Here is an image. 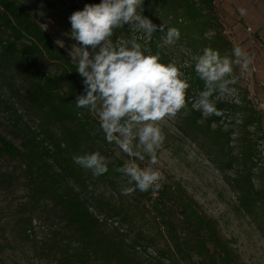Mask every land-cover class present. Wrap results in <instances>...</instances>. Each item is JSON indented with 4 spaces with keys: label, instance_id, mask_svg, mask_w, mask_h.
<instances>
[{
    "label": "trees",
    "instance_id": "trees-1",
    "mask_svg": "<svg viewBox=\"0 0 264 264\" xmlns=\"http://www.w3.org/2000/svg\"><path fill=\"white\" fill-rule=\"evenodd\" d=\"M144 2L149 10H161L176 22L185 17L197 23L211 18L208 14L215 9L214 0ZM48 64L57 72L46 73ZM0 76L8 86L6 108L14 113L12 137L0 132V191L19 184L25 189L24 201L7 211V219L17 221L19 239L35 260L148 264L138 249L147 251L155 245L168 261L237 264L217 223L176 194L173 186L164 182L157 191L136 190L123 196L118 187L128 185L116 171L122 164L110 163L109 171L97 177L73 161L74 155L96 151L107 157L92 124H99V119L88 109L76 108L77 96L86 94L83 78L18 0H0ZM154 192L158 197L152 204L153 219L161 221L156 235L144 228L150 210L147 200ZM174 208L179 210V222L171 212ZM34 222L43 236H37ZM0 264L7 263L0 259Z\"/></svg>",
    "mask_w": 264,
    "mask_h": 264
},
{
    "label": "rangeland",
    "instance_id": "rangeland-1",
    "mask_svg": "<svg viewBox=\"0 0 264 264\" xmlns=\"http://www.w3.org/2000/svg\"><path fill=\"white\" fill-rule=\"evenodd\" d=\"M18 1L40 25L47 26L43 29L54 43L57 40L64 42V47L55 44L71 62L68 51L77 42L70 35H65L71 32L70 16L88 4L102 2ZM214 3L213 14H208L211 18L198 19L197 23H191L185 17H180L177 22L169 16L166 18L161 10H149L144 0L138 9L158 26L151 37L139 38L141 43L147 41L153 54L167 27L180 31V39L175 45L160 50L161 62L167 64L175 60L185 76L190 77L187 92L190 108L204 87L195 73L190 59L192 55L202 54L205 48H211L221 57L231 56L233 47L240 46L253 58L244 74L234 66L236 83L231 85V94L216 99L219 115L204 116L199 109H193L190 116L180 115L161 124L165 140L158 150V163L154 167L163 177L161 183L173 186L176 194L188 200L201 215L217 223L220 234L236 254L237 264H264V0H214ZM241 8L246 10V15L240 14ZM163 24L166 27L161 33L159 26ZM200 24L207 26L201 29ZM129 38V30L125 26L115 30L112 40ZM47 66L46 73L57 72L56 66ZM4 83L0 76V132L12 137L10 129L14 113L6 108L9 96L8 86ZM92 124L95 135L103 140V151L112 162L123 165L130 159L115 144L106 141L104 133L98 131L99 124ZM147 160L146 157L141 167L147 166ZM118 188L122 193L125 187ZM101 190L107 189L103 187ZM25 192L22 184L0 191V259L7 264H46L35 260L27 244L21 242L17 221L7 219V211L24 201ZM109 196L112 201H118L115 195L106 194L107 198ZM157 197L155 192L148 197L150 210L146 213L148 224L144 227L154 235L159 232L157 222L161 223L160 219H153L156 212L152 204ZM172 210L174 219L179 222V210ZM100 218L105 220V213ZM37 224L34 222L33 226ZM118 226L125 229L119 223ZM35 232L37 236H43L38 226ZM154 246L147 251L138 249L139 256L148 264H182L177 258L172 261L161 258Z\"/></svg>",
    "mask_w": 264,
    "mask_h": 264
},
{
    "label": "clouds",
    "instance_id": "clouds-1",
    "mask_svg": "<svg viewBox=\"0 0 264 264\" xmlns=\"http://www.w3.org/2000/svg\"><path fill=\"white\" fill-rule=\"evenodd\" d=\"M142 5L143 0H102L88 4L70 16L71 32L65 33L77 42L68 55L83 78L86 93L77 96L76 108L95 114L99 119L98 131L130 158L116 169L126 178L128 187L122 189L124 195L162 187L163 177L154 167L165 140L161 124L180 115L190 116L193 109H199L204 116L219 115L216 99L231 94V85L236 83L234 66L244 74L253 60L240 46L233 47L231 56L221 57L211 48L192 55L195 73L204 87L190 108L187 96L190 77L185 76L175 60L161 62L160 50L175 45L181 33L177 28L167 27L153 54L146 40L139 42V38L151 37L158 27L138 12ZM239 12L246 15L243 8ZM125 26L130 38L114 42L115 30ZM165 27L159 26V31L164 33ZM55 43L65 46L61 40ZM146 157L147 166L141 167ZM73 161L97 177L107 173L112 163L99 151L74 155Z\"/></svg>",
    "mask_w": 264,
    "mask_h": 264
}]
</instances>
